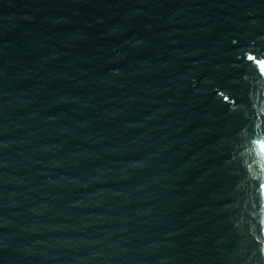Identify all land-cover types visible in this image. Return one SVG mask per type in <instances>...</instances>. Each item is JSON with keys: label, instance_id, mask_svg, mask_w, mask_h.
Returning a JSON list of instances; mask_svg holds the SVG:
<instances>
[{"label": "water", "instance_id": "obj_1", "mask_svg": "<svg viewBox=\"0 0 264 264\" xmlns=\"http://www.w3.org/2000/svg\"><path fill=\"white\" fill-rule=\"evenodd\" d=\"M0 264H264V0H0Z\"/></svg>", "mask_w": 264, "mask_h": 264}]
</instances>
